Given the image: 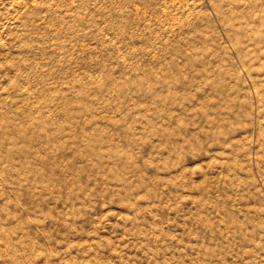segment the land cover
<instances>
[{
    "label": "rangeland",
    "instance_id": "rangeland-1",
    "mask_svg": "<svg viewBox=\"0 0 264 264\" xmlns=\"http://www.w3.org/2000/svg\"><path fill=\"white\" fill-rule=\"evenodd\" d=\"M0 264H264V0H0Z\"/></svg>",
    "mask_w": 264,
    "mask_h": 264
}]
</instances>
